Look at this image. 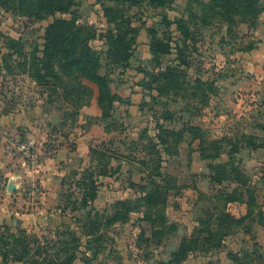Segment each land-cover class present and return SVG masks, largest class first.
Returning <instances> with one entry per match:
<instances>
[{
	"label": "rangeland",
	"instance_id": "374dc122",
	"mask_svg": "<svg viewBox=\"0 0 264 264\" xmlns=\"http://www.w3.org/2000/svg\"><path fill=\"white\" fill-rule=\"evenodd\" d=\"M63 4L66 10L36 15L19 0H0V264H62L74 251L72 264H264V12L229 23L213 0ZM108 7L136 29L128 62L107 54V34L116 32ZM55 17L85 27L100 59L95 72L111 80L107 115L83 71L61 73L63 83L34 77ZM12 40L21 43L11 47ZM156 40L169 51L152 53ZM178 66V87L151 76ZM160 126L183 131L178 154L173 137L163 146ZM224 163L225 170L214 168ZM159 174L178 186L165 178L164 224L160 215L152 223L157 209L149 214L142 202L151 178L163 182ZM119 202L131 211L108 225L125 210ZM225 210L240 222L222 228ZM90 220L103 223L100 231ZM16 238L30 241L20 262ZM63 242L76 248L64 251ZM184 242L191 249L176 262L172 252Z\"/></svg>",
	"mask_w": 264,
	"mask_h": 264
},
{
	"label": "trees",
	"instance_id": "16d2710c",
	"mask_svg": "<svg viewBox=\"0 0 264 264\" xmlns=\"http://www.w3.org/2000/svg\"><path fill=\"white\" fill-rule=\"evenodd\" d=\"M20 1V9H26L24 7V3L28 1L27 11L38 15L41 12H46L48 14H53L57 11L66 10L67 6H64L63 2L65 0H19ZM130 4H136L139 0H125ZM173 0H152V5L155 7H161L168 2ZM214 6L216 8L221 9V12L224 15L225 20L229 23L233 21V16L240 14L243 19L246 20L248 17L258 18L260 14L264 12V2L263 0H213ZM104 14L108 17V20L114 23L116 27V32L110 30L107 34V40L109 43V50L107 54L115 63H123L128 62L131 57V46L136 42V29L130 27L129 22H124L123 20H119V10L116 8L108 7L104 10ZM180 22H183L182 19L178 22V27L181 25ZM128 27V28H125ZM130 28V30H129ZM85 27L79 26L76 24L75 20L65 19L63 17H55L52 23H50L45 29L44 35V49H43V57L36 58V60L41 64V67L38 66V63H34L36 66V72L34 77H36L40 83H48L49 78H54L59 82H62L61 73H65L66 75H70L73 72L83 71L86 74L87 80L97 86L98 90V102L102 111L107 110L112 107L113 97L111 95L110 82L111 80L107 79L105 76L99 75L95 72V68H97L100 64V59L95 50L87 43V38L83 36ZM130 31V34H129ZM13 45L11 47H15V45H20V41L15 42L12 40ZM152 53H167L169 51V46L164 44L161 41L156 40L151 44ZM35 59V58H34ZM43 73H42V71ZM184 75L183 71L178 67H167L164 71H161L157 74H151L152 78L156 81H162L166 87H178L180 83V78ZM159 87V86H158ZM165 86L159 88V92L163 93L166 89ZM107 114H103L105 116ZM162 134L160 135V139L162 141L163 146L168 144V137H173V141L175 142L174 153L178 154V145L181 143L183 138L182 130H174V129H166L160 126ZM168 148L164 147V151H167ZM96 152V150H93ZM161 154V151H158ZM232 172L237 171L238 166L232 163ZM227 165L218 164L214 168L218 170H225ZM160 177H163V182H159L156 179L151 178L149 182V190L145 193L142 198L143 205L147 207L149 214L152 212L150 209L155 208L156 210V218L152 219L150 215V219L154 223L157 217L160 215V221L162 224L165 222V216L161 213V208H158L161 205H165L167 201V190L170 187V181L167 180L165 183V178H170L172 181L173 187H178L175 178L169 175L159 174ZM215 180V178H212ZM216 180H220V178H216ZM175 182V183H173ZM89 188V199L93 200L96 198V186L95 182H90ZM234 198L229 194L227 196L228 201H232ZM238 200V199H237ZM84 202L87 204L88 199H84ZM83 202V203H84ZM120 204H124L125 210L123 212L116 211L114 215L107 220V224H113L119 220H123L126 214H129L131 211L130 208L124 203L119 202ZM147 212V213H148ZM222 212V211H221ZM249 213V210H248ZM219 220L222 222L221 227H226L229 223H239L240 220L237 219L232 213L227 210L223 211L219 216ZM88 224V222H86ZM85 224V225H86ZM91 226L95 225V233L100 231L103 223L93 222L90 220ZM227 228V227H226ZM94 233V231H93ZM161 231L154 230L153 235L159 236ZM2 236V235H0ZM3 237L0 238L2 241ZM78 238H74V241ZM102 239V233L99 235V241ZM194 244H197V240H191ZM210 244H214V247H219L221 242H217L212 239H208ZM30 244L28 239H20L16 238V247L23 246L19 253H16L15 261H22L30 255V250L28 251L27 247ZM65 247L61 248L64 251H70L76 246L70 247L69 242L64 243ZM44 247H39L37 249V254H42ZM190 244L184 242L182 246L177 250L172 252L174 259L176 262L184 260L188 251L190 250ZM76 258L75 251L71 254H67L65 260H63L65 264H72L73 260ZM37 262V261H36ZM46 261L38 264H44ZM53 260H49V263ZM50 263V264H52ZM163 264H167L164 262Z\"/></svg>",
	"mask_w": 264,
	"mask_h": 264
},
{
	"label": "water",
	"instance_id": "95a60500",
	"mask_svg": "<svg viewBox=\"0 0 264 264\" xmlns=\"http://www.w3.org/2000/svg\"><path fill=\"white\" fill-rule=\"evenodd\" d=\"M176 248V244H175V242L170 246V249L171 250H174Z\"/></svg>",
	"mask_w": 264,
	"mask_h": 264
},
{
	"label": "built area",
	"instance_id": "2783aa9c",
	"mask_svg": "<svg viewBox=\"0 0 264 264\" xmlns=\"http://www.w3.org/2000/svg\"><path fill=\"white\" fill-rule=\"evenodd\" d=\"M26 148V145L25 144H22V149Z\"/></svg>",
	"mask_w": 264,
	"mask_h": 264
}]
</instances>
